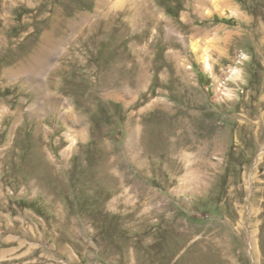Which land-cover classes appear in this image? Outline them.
Returning <instances> with one entry per match:
<instances>
[{
  "label": "rangeland",
  "instance_id": "374dc122",
  "mask_svg": "<svg viewBox=\"0 0 264 264\" xmlns=\"http://www.w3.org/2000/svg\"><path fill=\"white\" fill-rule=\"evenodd\" d=\"M11 232V264L50 238L75 264H264V0H0Z\"/></svg>",
  "mask_w": 264,
  "mask_h": 264
},
{
  "label": "crops",
  "instance_id": "0c3cea01",
  "mask_svg": "<svg viewBox=\"0 0 264 264\" xmlns=\"http://www.w3.org/2000/svg\"><path fill=\"white\" fill-rule=\"evenodd\" d=\"M27 244L28 246L26 247ZM46 246L49 251L42 252L45 257L44 262L40 261L42 264H75L76 259L71 249L77 255L78 252H76L72 244H68V246L59 245V241L50 238L46 240ZM29 248V241L22 234L11 232L0 235V264H11L8 260L15 258L22 259L29 253Z\"/></svg>",
  "mask_w": 264,
  "mask_h": 264
},
{
  "label": "bare ground",
  "instance_id": "6f19581e",
  "mask_svg": "<svg viewBox=\"0 0 264 264\" xmlns=\"http://www.w3.org/2000/svg\"><path fill=\"white\" fill-rule=\"evenodd\" d=\"M205 62H206V64H207L208 66H210V63L207 62V60H206ZM234 73H238V70H235Z\"/></svg>",
  "mask_w": 264,
  "mask_h": 264
}]
</instances>
